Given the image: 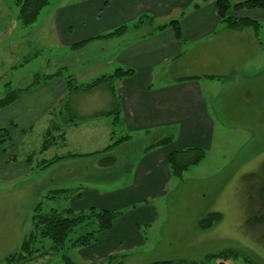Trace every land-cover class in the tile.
<instances>
[{
    "label": "crops",
    "instance_id": "1",
    "mask_svg": "<svg viewBox=\"0 0 264 264\" xmlns=\"http://www.w3.org/2000/svg\"><path fill=\"white\" fill-rule=\"evenodd\" d=\"M144 15L152 16L154 24L129 30L119 38L95 40L82 49H74L75 45L107 35L123 25H133ZM235 16L261 24V43L252 46L256 55L252 57L254 63L251 65L253 70H260L264 55V10H245ZM176 20L181 26V41L171 28L154 32L155 21L164 25ZM54 25L59 30L49 32V42L56 44L58 51L67 50L65 57L74 55L75 63L70 58L69 62L67 59L63 62L77 83H88L94 71L107 69L111 64H114L115 71L134 72L132 77L115 83L120 104L117 126L121 127L120 139L130 138L125 143L128 146L146 144L140 146L141 150L134 157L131 155L122 163L124 169L117 174L115 170L121 161L117 159L116 150H107L116 138V132L112 130L113 118L94 117L112 110L110 92L106 103L87 107L82 101L95 91L75 95L73 108L76 117L68 121L65 110L68 90L62 78L35 88L17 103L1 110L0 116L4 115L5 122L16 125V128H10L14 145H21L24 135L33 131L39 121L46 120L45 134L50 132L52 124L56 125L54 129L61 131L59 143L54 142L44 153L58 149L60 155L55 158L77 155L72 149L77 146L74 133L80 128L94 131L96 139H105L103 144L94 148L106 150L105 154H98L95 161L76 157L55 164L51 168L55 185L49 193L64 191L62 196L68 198L65 209L77 213L94 208L122 214L111 230L98 235L95 244L80 250L83 259L90 264H107L115 256L127 260L134 255H143L147 253L143 250L149 241L142 229L157 222L155 203H161L166 197L174 180L168 155L193 148L206 151L212 144L214 122L203 83L208 85L207 96H214L217 89L212 87L214 83L222 84L225 92L232 84L229 67L223 61L218 62L210 49L222 45L228 53L236 51L238 40L244 38L245 33L227 32L218 16L216 0H75L55 12ZM145 29L151 32L140 34ZM176 67L178 70L174 69ZM213 101L217 107L219 99ZM166 138H172L171 145L148 150ZM10 159L0 147V183L21 181V188L27 187L26 180L34 175L30 171L32 168L27 160L13 163ZM109 161L114 163L110 166ZM66 166L70 170L68 174L63 170ZM5 167L16 168L5 171ZM45 171L42 175L46 174ZM95 175L97 181L89 182ZM8 186L10 188L5 192L13 194L16 183Z\"/></svg>",
    "mask_w": 264,
    "mask_h": 264
},
{
    "label": "rangeland",
    "instance_id": "2",
    "mask_svg": "<svg viewBox=\"0 0 264 264\" xmlns=\"http://www.w3.org/2000/svg\"><path fill=\"white\" fill-rule=\"evenodd\" d=\"M74 1L50 0V5L42 11L37 23L24 28L18 22L15 0H0V100L5 98L8 89H25L31 86L36 75H49L56 69L65 67L64 59H67L66 62H69L68 58L76 62L74 55L65 57L67 50L58 51V46L56 48V44L50 43L48 36L50 31L59 30L54 25L55 12ZM155 25L158 26L159 23L155 21ZM244 30L227 31L237 35L245 33V37L238 40L236 51L228 53L222 45L210 49L216 54L218 62L223 61L229 67L232 84L228 92H225L222 84L214 83L212 87L217 88L214 96H207L208 85L203 83L210 117L214 122V136L211 146L205 151V160L184 174L182 182L175 179L171 182L166 197L161 203H155L158 210L157 222L142 229L149 241V245L143 250L147 253L134 255L125 260V264L165 261L204 264L207 257L225 252L236 253L239 257L229 260L215 258L205 264H264V227L247 225L248 218L260 210V197L264 196V191L261 192L264 186V55L260 70H253L252 57L256 53L254 55L252 46L254 43L260 45L261 31L258 39L255 29ZM147 32L151 31L145 29L140 34ZM28 59H31L29 63L26 62ZM61 63L64 65H59ZM114 68V64H111L107 69L94 71L89 82L103 76H112ZM174 69L178 70L177 67ZM108 96V91L102 87L84 98L82 104L84 107L100 105L106 103ZM214 99H219L217 107H214ZM4 119V115L0 116V128H11ZM46 124L45 119L39 121L33 131L24 135L21 145H14V142L5 144L8 158L16 155L20 163L29 157L33 159L30 171L34 175L26 180L27 187L23 188L21 181L0 183V264H5L4 260L9 255L19 251L22 242L33 229V217L40 204L45 215H49L52 210L61 211L68 207V198H54L53 195L49 197V191L55 185L52 182L53 166L45 171V175H42L44 170L39 169L42 160H51L60 155L58 149L39 154L49 138L48 134L51 135L49 140H53L50 148L54 142L59 143L61 131L57 132L54 129L56 125L52 124L50 132L45 134ZM112 130L116 132V138L114 143L110 139V143L115 144L120 140L121 127L116 126ZM95 139L94 131L80 128L74 133L77 146L72 150L80 159L95 161L98 154H105L106 151L103 148L94 149L105 140L100 137ZM125 143L114 148H110L113 144L108 147L111 152L116 150L117 159L121 161L116 173H121L125 165L122 166V163L129 160V156L134 157L141 150L140 146L146 144L143 142L139 147L137 144L133 147ZM15 168L5 167V171H13ZM63 170L67 174L70 171L68 166ZM254 174L256 175L253 176ZM97 177L95 175L89 182L97 181ZM13 182L16 183L12 191L14 193L5 192ZM213 213L222 215L220 223L208 230L200 229V222ZM81 232V228H78V234H74L72 238L76 239ZM36 248L40 253L32 260L25 259L17 264H65L62 254L69 256L74 264H90L83 259V253L79 249H71L70 245L66 246L64 253L54 248L49 241L37 244Z\"/></svg>",
    "mask_w": 264,
    "mask_h": 264
},
{
    "label": "trees",
    "instance_id": "3",
    "mask_svg": "<svg viewBox=\"0 0 264 264\" xmlns=\"http://www.w3.org/2000/svg\"><path fill=\"white\" fill-rule=\"evenodd\" d=\"M15 4L18 8V22L24 28H29L35 25L42 13V11L50 5V0H15ZM216 10L221 21L226 25L228 30H244L248 28H253L257 31L258 39L259 33L261 31V24L257 21L251 20L249 18H241L235 16L245 10H264V0H216ZM154 18L152 16L144 15L141 16L131 27L123 25L113 32L95 37L93 39L87 40L81 44L75 45L74 49H82L86 44L93 42L95 40H108L117 37H122L132 28L134 30H140L144 25H153ZM167 28L174 30L176 38L182 40V31L180 22L178 20L171 21L169 24L158 25L155 31H164ZM152 34V33H151ZM150 34V35H151ZM37 55V54H36ZM31 59L26 60L29 63ZM134 72L132 70L117 69L112 76H103L97 80L89 83L79 84L76 82L75 78L69 74L66 67L60 68L55 74L49 75H36L34 77L31 86L25 89H8L5 98L0 100V111L17 103L26 94L38 88L55 78H62L67 86L68 97L65 103V110L68 112V121L73 120L76 117V112L73 106V98L79 93H88L95 91L99 88H105L110 92L113 98L112 110L107 113H98L94 117L108 116L113 118L114 127L117 126L120 118V104L116 95L115 83L119 80H124L126 78L132 77ZM9 86V85H8ZM67 121V120H66ZM11 128H16L15 123H9ZM49 138L43 144L39 154H44L50 149L51 135L48 134ZM50 139V140H49ZM130 140L129 137H124L118 140L110 148H114L124 142ZM173 142L172 138H166L160 141L158 144L150 147L151 150L156 147H168ZM12 144V137L10 128H0V147L3 149L5 154L6 145ZM107 149V150H110ZM77 155H67L64 157H56L51 160H42L39 169L47 170L50 167L58 164L59 162L76 158ZM206 158V152L201 149L193 148L182 151L172 152L168 155V166L172 177L180 182L184 179V174L189 172L192 168L199 166ZM13 163L17 162V156L14 155L11 158ZM27 163L30 168L33 167V159L29 157ZM110 166L114 163L110 162ZM254 174L253 176H255ZM264 181V179L262 180ZM264 191V186L261 188V192ZM64 191L57 190L52 191L49 195L58 198L62 196ZM264 197V196H263ZM262 198V205L256 215L248 218L247 225L251 227H264V198ZM33 217V229L29 235L24 239L19 251L9 255L5 260V264H17L25 259L32 260L40 250L36 248V245L41 242H51L53 247L58 249L61 253H64L66 246L70 245V248L74 249H84L92 246L98 241V235L109 231L112 229L114 222L121 217V213L110 212L106 210L90 209L84 212H74L71 209L65 210H52L49 215L43 214L41 204L37 207ZM222 220V215L213 213L209 214L205 219H203L199 227L202 230H208L212 228L215 224L220 223ZM81 228V234L73 239L72 236L76 233L77 229ZM239 256L233 252H225L217 256L207 257L204 261L218 259V260H229L230 258H238ZM62 259L65 264H74V262L69 258V256L62 254ZM107 264H125V257L115 256L111 257ZM154 264H182L171 261L159 262ZM225 264V263H221Z\"/></svg>",
    "mask_w": 264,
    "mask_h": 264
}]
</instances>
